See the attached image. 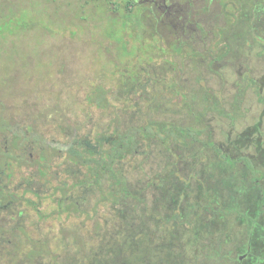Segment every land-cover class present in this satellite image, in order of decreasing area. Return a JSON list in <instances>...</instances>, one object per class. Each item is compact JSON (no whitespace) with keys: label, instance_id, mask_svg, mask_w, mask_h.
Wrapping results in <instances>:
<instances>
[{"label":"rangeland","instance_id":"rangeland-1","mask_svg":"<svg viewBox=\"0 0 264 264\" xmlns=\"http://www.w3.org/2000/svg\"><path fill=\"white\" fill-rule=\"evenodd\" d=\"M127 1L0 0V120L58 144L73 131L93 143L96 132L114 129V122L121 129L147 119L191 123L211 98L230 114L203 117L213 139L258 122L264 129V0H165L170 11L159 6L162 0H132L144 9L129 26L120 20L129 15ZM130 48L132 55L118 58ZM97 87L107 92V108L87 101ZM60 107L65 112L50 113ZM2 129L6 150L12 131ZM43 147L30 142L0 160L1 192L9 195L0 203V264H125L101 247L119 239L116 226L124 225L119 214L129 196L107 180L79 184L87 169ZM139 152L124 161L123 172L134 183L128 188L153 205L162 197L153 183L169 154L148 144ZM176 157L185 161L190 153ZM176 171L184 177V169L176 165ZM62 189L61 205L69 209L57 214ZM162 234L149 232L148 255L137 243L135 261L174 264L173 256L192 253L200 260V250L181 257L170 242L173 255L159 254Z\"/></svg>","mask_w":264,"mask_h":264},{"label":"trees","instance_id":"trees-1","mask_svg":"<svg viewBox=\"0 0 264 264\" xmlns=\"http://www.w3.org/2000/svg\"><path fill=\"white\" fill-rule=\"evenodd\" d=\"M117 8L115 4L113 9ZM124 8L129 15H124L125 18L120 20H127L128 26L130 21L138 19V12L144 9L132 0H128ZM134 10L137 13L129 20ZM130 36L133 41L131 33ZM260 44L263 49L264 39ZM132 53L131 48L126 49L118 54V58ZM135 86L141 89L145 84L141 86L135 83ZM87 101L97 108H107V92L97 87ZM204 105L203 112L195 114L191 123L147 119L143 124L121 129L119 123L114 122L117 127L96 132L93 143L88 142L87 138L78 139L81 136L73 131L63 143L58 144L47 141L42 134L28 136V131L14 124V121L0 120V131L4 127L12 131L9 133L11 146L6 150L0 148V153L6 156L21 152L30 142L37 146L41 144L43 149L50 151V155L64 154L70 164L87 169L88 178L79 181V184L91 181L99 186L101 180H107L114 187L118 185L125 197L129 196L128 203L124 204L119 214L120 222L124 225L116 226L115 233L120 235L119 239L101 248L118 253L119 261L123 256L125 264H139L134 258L135 254L138 255L137 243L144 245L143 254L150 250L144 244L149 232H164L161 235L165 236L164 243H160L159 250H156L159 254L167 249V254L173 255V250L182 257L193 248L200 250V254H197L201 256L200 260L199 256L197 260L193 259L192 253L189 259L183 260L173 256L174 264H264V129L258 122L240 132L229 130L224 139L218 141L213 139L212 130L203 122V117L208 112H215L228 119L230 114H224L223 107L211 98ZM58 109H51L50 113L65 112V107ZM145 144L159 146L169 154L165 156L160 180L154 178V189L158 188L162 197L153 201V205L147 203L141 191L138 195L128 188L134 183L127 181L122 166L127 158L139 154ZM175 152L178 157L188 152L190 159L179 161L174 158ZM202 152L208 155L198 156L197 153ZM0 160L6 159L2 157ZM176 165L181 171L185 170L180 180ZM61 193L57 201L60 207L57 214L66 213L69 209L61 205L66 190L62 189ZM3 194L0 186V201L1 196H9ZM161 226H165V231H160ZM117 242H121V246ZM168 242L171 250L167 247ZM124 248L127 254L121 251ZM146 253L148 255L149 251Z\"/></svg>","mask_w":264,"mask_h":264},{"label":"flooded vegetation","instance_id":"flooded-vegetation-1","mask_svg":"<svg viewBox=\"0 0 264 264\" xmlns=\"http://www.w3.org/2000/svg\"><path fill=\"white\" fill-rule=\"evenodd\" d=\"M157 3L155 2V5H156ZM163 4H165V0H162V2L161 3H159V6L160 7H163V8H167L165 5L163 6ZM169 11H170V9L169 8H167ZM3 157H5V159H6V162H7V160L9 159V157H8V155H6V156H3ZM2 161H5V160H2ZM0 203H1V201H0Z\"/></svg>","mask_w":264,"mask_h":264}]
</instances>
